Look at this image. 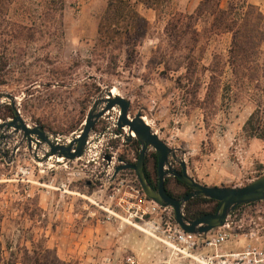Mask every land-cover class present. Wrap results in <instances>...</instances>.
Wrapping results in <instances>:
<instances>
[{"label": "rangeland", "instance_id": "rangeland-1", "mask_svg": "<svg viewBox=\"0 0 264 264\" xmlns=\"http://www.w3.org/2000/svg\"><path fill=\"white\" fill-rule=\"evenodd\" d=\"M197 2L171 0L168 10L191 12ZM64 3L62 37L53 34L48 21V28L29 39H10L4 33L7 20L0 19V92L16 97L28 125H43L51 139L70 138L81 129L93 100L106 87H114L130 101L128 115L141 112L196 181L242 186L264 173V142L242 130L255 105L254 93L260 92L255 82L232 76L226 63L229 34L205 33L198 42H188V28L173 47L165 31L168 13L156 15L136 3L149 25L141 45L131 50L123 37L107 43L97 40L107 0ZM226 4L221 1L223 7ZM204 25L199 22L198 30ZM260 60L264 62V43ZM263 87L261 78L259 88ZM6 104L0 102V116ZM118 114L114 106L100 117L90 132L86 155L66 166L54 159L37 164L20 135L2 146L0 239L17 264H163L169 259L167 245L135 227L127 212L118 217L106 210L117 209V188L123 190L137 178L133 169L124 168L108 179L106 163L97 157L101 146L94 134L111 127L121 133L112 141L117 157L136 162L127 129L112 126ZM91 157L94 160L85 166ZM178 161H172L175 168ZM109 169L114 170L112 164Z\"/></svg>", "mask_w": 264, "mask_h": 264}, {"label": "trees", "instance_id": "trees-1", "mask_svg": "<svg viewBox=\"0 0 264 264\" xmlns=\"http://www.w3.org/2000/svg\"><path fill=\"white\" fill-rule=\"evenodd\" d=\"M170 1L107 0L106 8L98 23L97 40L100 43H107L117 37L120 39L123 37L125 40L123 43L131 50L140 46V38L146 34L149 23L137 11L136 3L152 8L156 15L159 11L168 13L169 20L165 25V31L173 39V47L178 43V39L182 40L181 37L185 35L188 28H191V37L188 38V42H198L199 36L205 33L211 36L229 34L230 43L226 63L232 76L236 80L255 82L254 88L260 92L254 93L255 105L246 118L242 130L247 137L264 142V87L259 88L260 79L264 78V62L260 60V47L264 43V13L250 0H227L225 7L221 5L222 0H200L191 12L173 8L168 10ZM64 4V0H41V2L40 0L38 2L0 0V19L7 20L4 33L10 39L26 40L48 28V21H52L53 34L62 37ZM199 22L205 24L201 30L197 27ZM182 42L183 47H187L188 43ZM4 107L5 112L0 117L14 115L10 104ZM41 126L44 128L43 125ZM131 140L132 149L138 157L140 144L135 137ZM125 162L131 163L129 160ZM176 169L180 170V166ZM143 170L150 185L156 188L157 155L154 151L146 153ZM164 186L166 192L175 198L191 190L189 186L173 176L165 179ZM217 203L211 198L193 197L183 204L182 211L187 219L193 220L204 213L214 211ZM6 249L7 245H4L0 239V264H17L18 260L14 257V253L6 254ZM22 264L28 263L22 262Z\"/></svg>", "mask_w": 264, "mask_h": 264}, {"label": "water", "instance_id": "water-1", "mask_svg": "<svg viewBox=\"0 0 264 264\" xmlns=\"http://www.w3.org/2000/svg\"><path fill=\"white\" fill-rule=\"evenodd\" d=\"M111 87H106L92 102L78 132L70 138L55 141L51 139L40 124L28 125L22 118L16 106V97L7 92H0V102L5 100L13 108L14 115L6 119H0V150L7 145L16 135H20V142L26 141L32 156L36 160L45 162L50 156L62 158V161L72 160L83 154L86 141L96 121L103 113L114 106L119 108L116 120L117 128H127L128 136L134 137L140 144V150L135 163L119 165L116 171L131 168L135 171L138 183L145 195L161 206L172 208L174 220L186 232L201 233L220 226L224 223L227 214L236 206L244 203L264 200V173L257 176L242 186H218L206 185L196 181L187 173L186 164L177 159L174 148L168 146L151 126L143 119L141 112L134 116L128 115L130 101L117 94L112 95ZM46 146V148L44 147ZM33 146V147H32ZM15 145L13 149H16ZM149 150L157 155V187L154 188L148 182L143 166L144 157ZM38 151L41 156L38 157ZM5 155V153H4ZM172 161H178L180 170L172 165ZM168 176L176 177L179 181L190 187V191L179 198L170 196L165 189L164 182ZM193 197H206L216 200L215 210L204 213L193 220L185 217L183 204Z\"/></svg>", "mask_w": 264, "mask_h": 264}, {"label": "built area", "instance_id": "built-area-1", "mask_svg": "<svg viewBox=\"0 0 264 264\" xmlns=\"http://www.w3.org/2000/svg\"><path fill=\"white\" fill-rule=\"evenodd\" d=\"M109 112L110 109L101 117ZM112 126L117 128L116 123ZM126 134L128 136V131ZM94 136L101 146L97 157L107 166L105 176L108 179L114 178L121 170L116 171L115 162L128 164L117 157L116 151L113 150L112 141L119 138L121 133L107 127ZM92 138L93 135L90 134L83 154L75 159H83ZM129 138H134V135L128 136L127 139ZM53 139L57 141L59 138ZM72 160L65 161L64 166ZM89 160L93 161L94 157L86 159L85 166L89 164ZM111 164L114 168L112 172L109 169ZM120 184L123 186L124 183L121 181ZM115 194H120V202L116 203L115 211L110 210L113 215L121 217L122 211L127 212L128 218L134 221L135 223H132L139 229L167 245L170 255L163 264H264V200L238 205L227 214L222 225L207 232L190 233L183 230L174 220L170 206H161L145 195L137 178L126 184L123 190L117 188ZM121 202L126 203V207ZM230 244L234 246L233 249L222 248L223 245Z\"/></svg>", "mask_w": 264, "mask_h": 264}, {"label": "bare ground", "instance_id": "bare-ground-1", "mask_svg": "<svg viewBox=\"0 0 264 264\" xmlns=\"http://www.w3.org/2000/svg\"><path fill=\"white\" fill-rule=\"evenodd\" d=\"M111 93H112V95H117L118 94V92H117V90H116V88H114V87H111ZM143 119L145 120V117L143 116ZM146 121V120H145ZM147 122V121H146ZM148 123V122H147ZM124 129L126 130L127 128H125L124 127ZM135 135L133 132L131 133V135ZM33 147V146H32ZM41 155H38V157H40ZM49 159H54V161L55 162H61L62 161V159L63 158H56V157H54V156H50L49 158H48V160ZM36 163L37 164H40V163H46V162H41L40 160H38V159H36ZM41 165V164H40ZM55 189H57L56 187H55ZM65 192H67V193H71V194H78L77 192H75V191H72V190H68V189H66V190H64ZM81 197L82 198H85V199H89V197L88 196H85V195H81ZM106 209V208H105ZM107 211H109L111 214H113V212L112 211H110L109 209H106ZM135 227H137V228H139L136 224H133Z\"/></svg>", "mask_w": 264, "mask_h": 264}, {"label": "crops", "instance_id": "crops-1", "mask_svg": "<svg viewBox=\"0 0 264 264\" xmlns=\"http://www.w3.org/2000/svg\"><path fill=\"white\" fill-rule=\"evenodd\" d=\"M199 1H200V0H198V2H199ZM262 1H264V0H250V2H252V3L258 5L259 8H260V10L264 13V4H261ZM198 2H197V3H198ZM196 5H197V4H196ZM196 5H195V6H196ZM203 183H205V184H209L208 181H204ZM210 184H216V183H210Z\"/></svg>", "mask_w": 264, "mask_h": 264}, {"label": "flooded vegetation", "instance_id": "flooded-vegetation-1", "mask_svg": "<svg viewBox=\"0 0 264 264\" xmlns=\"http://www.w3.org/2000/svg\"><path fill=\"white\" fill-rule=\"evenodd\" d=\"M61 139H57V141H60ZM16 150H17V148H16Z\"/></svg>", "mask_w": 264, "mask_h": 264}]
</instances>
